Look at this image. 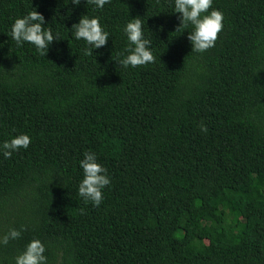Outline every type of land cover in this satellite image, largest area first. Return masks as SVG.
I'll return each instance as SVG.
<instances>
[{"label":"trees","instance_id":"obj_1","mask_svg":"<svg viewBox=\"0 0 264 264\" xmlns=\"http://www.w3.org/2000/svg\"><path fill=\"white\" fill-rule=\"evenodd\" d=\"M34 8L58 36L47 56L11 39ZM213 9L223 29L200 53L175 0H0V145L31 139L0 150V236L26 229L0 264L33 239L46 264H264V0ZM84 15L109 33L91 55ZM136 17L155 62L125 68ZM85 152L111 178L99 207L79 195Z\"/></svg>","mask_w":264,"mask_h":264},{"label":"clouds","instance_id":"obj_2","mask_svg":"<svg viewBox=\"0 0 264 264\" xmlns=\"http://www.w3.org/2000/svg\"><path fill=\"white\" fill-rule=\"evenodd\" d=\"M110 0H87V3L95 4L103 8ZM72 3L79 5L81 0H72ZM213 0H175V13H180L181 21L178 29L187 28L189 24L193 30L189 32L188 39L193 48L192 51L203 53L214 47L219 33L223 29L224 15L219 10H211ZM45 17L35 8L22 18H17L11 28V39L19 46L23 42L33 44L41 55L48 54L49 46L53 41H58L51 28H45ZM76 40H84L92 48L85 49V53L92 54V49H99L107 45L109 33L105 31L99 18L82 16L78 23L72 26ZM130 47L128 55L119 61V64L127 68L143 66L155 62L153 52L150 50L151 41L144 38L143 22L139 17L132 18L124 28ZM134 46V47H133ZM207 127L201 124V131L207 132ZM31 139L27 134H20L10 141L0 145L5 158H11L14 151L21 148L27 149ZM84 178L79 185V195L85 202H91L99 207L103 200V190L111 184V178L97 160L95 153L85 152L84 158L80 161ZM22 230H26L22 228ZM15 228L0 236V244L7 245L10 240L18 239L21 231ZM45 245L39 239H33L26 250L16 258V264H46L47 257L44 255Z\"/></svg>","mask_w":264,"mask_h":264}]
</instances>
